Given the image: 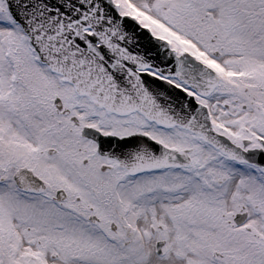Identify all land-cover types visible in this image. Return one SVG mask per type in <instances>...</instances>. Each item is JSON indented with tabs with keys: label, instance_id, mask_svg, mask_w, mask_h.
I'll return each instance as SVG.
<instances>
[{
	"label": "rangeland",
	"instance_id": "rangeland-1",
	"mask_svg": "<svg viewBox=\"0 0 264 264\" xmlns=\"http://www.w3.org/2000/svg\"><path fill=\"white\" fill-rule=\"evenodd\" d=\"M115 1L123 7L124 12L143 21L156 35L172 40L177 50L187 51L198 57L204 56L206 59L212 55L206 48L207 41L204 36L211 43L218 44L213 36L218 31L222 32L223 22L227 20V11L217 0L210 7L208 2L204 3L205 15H201L197 21L183 20L181 9L185 0ZM183 27L188 29L183 30ZM190 28L196 29L193 32L199 33V38L193 35ZM27 42L26 35L9 14L5 1L0 0V163L5 157L12 156L16 157L21 166H28L31 151H46L49 148L62 147L66 143L77 145L76 133L67 132L62 138V143L56 145V133L51 132L46 136L34 133L35 130L25 126L26 123L30 125L36 121L40 125L46 121L52 122V117L37 114L36 108L26 109L22 103L18 105L14 100L23 102L32 98L30 87L37 83H63L46 71L38 59L32 58ZM213 50L219 52L217 49ZM231 51L232 55L226 60L234 64L241 62L247 66L248 72L251 69L250 73L244 76L241 74V77L251 78L253 83L257 84V98L252 101L241 98L234 104L230 93L235 91L231 87L237 84L228 81L226 84H232L226 88L227 94L221 88L220 93L214 94L204 102L212 109L215 124L223 127L225 133L234 137L238 144L244 139H250L253 144L260 145L259 141H264V53H237L233 48ZM14 60L18 66H14ZM211 61L214 59L211 58ZM214 67L217 69L219 66ZM234 70L235 74H239L237 69ZM229 77L225 76L226 79ZM225 105H229V109ZM38 110H41V107ZM194 139L198 146H194L197 150L193 164L184 173H173L172 178L169 176L170 179L163 177L158 181L159 184H154L150 192H147L148 188H135L133 193H125L123 189L129 180L122 179L123 174L117 176L116 180H120V183L117 188L112 189L111 195L118 194L120 198L131 195L134 199H130V203L128 200L127 203L126 200H121L122 207L129 209L125 214L124 225L115 214L116 217L108 222L103 221L101 226L104 232L115 236L117 233H123L125 236L124 231L122 232L125 227L129 232V248L123 252V263H119V257L114 256L96 264H245L241 258L253 254L256 259H264V170L247 165H227L226 159L221 161L218 153L206 144H201L200 139ZM56 158L52 157L50 162ZM183 174L187 175L182 177ZM66 177L65 190L72 195L74 192L81 195L83 189L70 177L68 171ZM129 184L135 185L133 181H129ZM10 187L12 188L11 182L0 184V201L10 203L9 199H3L11 192ZM85 194L92 193L86 190ZM147 195H151L152 199L141 203L133 201ZM9 203L1 205L9 206ZM243 206L249 219L242 228H238L234 218ZM97 209L100 214L106 211L104 204H98ZM17 212L19 213L20 209ZM20 222L21 217L14 216L9 233L17 244L18 264H24V257L27 256L28 262L30 256L38 257L39 252L35 246L29 244L28 236L22 231ZM111 222L117 224L118 231H111ZM97 237L95 241L99 247L106 235L99 233ZM159 240L166 241L167 247L163 248L166 252L164 257L156 254V243ZM249 241L252 243L249 244ZM247 244L249 246H246ZM10 247L8 241L7 248ZM139 249L142 252H138ZM43 254L42 264H85L79 261L64 262L61 259L52 263L50 253ZM207 255L209 260L206 263L204 260ZM0 264L14 262L7 257L0 259ZM29 264L36 263L30 261Z\"/></svg>",
	"mask_w": 264,
	"mask_h": 264
},
{
	"label": "flooded vegetation",
	"instance_id": "flooded-vegetation-1",
	"mask_svg": "<svg viewBox=\"0 0 264 264\" xmlns=\"http://www.w3.org/2000/svg\"><path fill=\"white\" fill-rule=\"evenodd\" d=\"M234 1L238 10L242 13H240L239 18L235 19H231L227 15V20L223 22L222 35L214 38L218 41V44L212 42V45H208L207 49L212 56L205 59L204 62L213 68L216 65L219 66L216 70L220 79L219 88L214 94L220 93L221 88L227 94L226 88L231 87L232 84H226L228 81L237 84L231 87L235 91L230 93L234 98V104H237L241 98L246 101L256 99L258 87L256 83H253V79L243 78L244 74L251 72V69L248 72L247 66L241 62L234 64L226 59L232 55L231 48L238 51L237 53H246L247 51L255 53L259 50L260 45H264V0ZM169 42L171 43V49L177 50L173 45V41L169 39ZM130 48H135V46ZM213 48L219 52H215ZM181 53L183 54V52H178V54ZM196 58L200 60L199 57L196 56ZM211 58L214 61H211ZM126 64L135 67V76L146 73L160 77L154 69L156 68V61L133 58L127 59ZM141 65H146V69L141 68ZM234 69H237L239 74H235ZM46 71L50 70L46 69ZM225 76L230 77L226 79ZM56 77L60 80L63 79L58 75ZM170 81L179 84L175 79H170ZM130 87L140 88L137 85H131ZM31 93L35 97H40V100H31L30 102L33 105L32 107L36 108L35 113H42L45 116L50 115L52 122L46 121L40 125L36 121L30 125L26 123L25 126L35 130L34 133H41L46 136L51 132L56 133L58 136L56 145L62 143V138L67 132L76 133L77 145L66 143L62 147L49 148L46 151L42 149L31 151L32 156L28 166H21L15 161V164L9 165L8 168L1 167L4 173L0 174V182H11L12 188H9L11 192L8 193V196L3 197V199H9L10 203L0 201V259L10 257L14 264H18L17 244L10 236L9 230L13 217L20 216L22 231L28 236L29 244L35 246L39 252L38 257L30 256V261L36 264H42L44 252L50 253L52 263H56L58 259H61L64 262L79 261L85 264H96L98 261L108 260L114 256H118V262L123 263V252L129 248L128 230L124 227L122 232L124 231L125 236L123 233H117L115 236L104 232L101 226L103 221L108 222L109 219L116 216L124 225L125 214L129 209L125 206L122 207L121 200H126L125 203L128 200V203H130V199H134V196L132 198L131 195H124L121 198L118 194L111 195L112 189L117 188L120 183V180H116L117 176L123 174L122 179L135 183L132 186L128 181L125 187L123 186L125 193H133L135 188L139 190L142 188L147 190L148 188L147 192H150L156 184H159L160 179H163V177L170 179L169 176L172 178L173 173L176 174L179 170L177 168H164L133 177L126 169L121 167L117 158H113L109 154H101L98 151L97 142L89 138L88 133L99 132L104 136L133 138L132 147L116 150L106 148L104 151H137V149H140L145 136H148L167 147L187 150L186 155L191 161L190 165L194 162V155L197 150L194 149V138L197 136L184 130L178 132L177 127L163 128L154 122L148 121L138 110H127L126 115H121V113L114 110H112L113 112L108 111L104 107L98 106L96 100L79 96L71 84H36ZM137 94L140 95L139 92L129 95L136 96ZM213 95L207 98L197 96V100L202 102ZM58 99L62 100L63 108H58ZM133 102L127 100L125 103L132 104ZM225 106L229 109V105ZM40 107L41 110H38ZM216 128L217 132L226 135L221 126ZM198 138L209 147L203 138ZM229 138L233 143L239 145L234 137ZM259 147L252 143L246 149ZM217 152L225 157V154ZM52 157L57 158L50 162ZM24 166L31 171L34 178L31 189L26 192L18 188L15 179L18 170ZM189 166L181 169L183 173ZM67 171L70 177H73L75 182L83 189L81 195H77V192L72 195L65 190ZM86 190L92 194H85ZM150 199H152L151 195H147L138 197L133 201L141 203ZM5 203L10 205H1ZM98 204H104L106 211L100 214L97 209ZM18 209H20L19 213L17 212ZM242 209L245 210V207L243 206ZM110 227L111 231L116 232L119 230L114 222L110 223ZM99 233L105 234L106 238L101 241V245L98 247L95 240L98 238ZM8 241L11 246L9 249L7 248ZM164 247H167V245L165 244ZM203 251L206 252L205 249ZM138 252H142V250L139 249ZM156 254L160 257L166 256L165 251L158 253L157 248ZM26 259L27 256L24 257V264H29L30 261L27 262ZM207 260H209L208 255L204 262L207 263ZM247 264H264V260H255Z\"/></svg>",
	"mask_w": 264,
	"mask_h": 264
},
{
	"label": "water",
	"instance_id": "water-1",
	"mask_svg": "<svg viewBox=\"0 0 264 264\" xmlns=\"http://www.w3.org/2000/svg\"><path fill=\"white\" fill-rule=\"evenodd\" d=\"M5 1L15 22L28 35L41 62L61 74L65 81L74 84L80 95L94 97L100 106L121 114L132 108L141 110L150 121L163 126H182L203 135L231 159L264 169V150L244 151L229 139L218 135L213 129L207 106L198 103L194 96L165 80L135 76V67L124 64L126 59L133 58L172 60L171 71L162 65L158 70L166 76H176L202 96L210 95L219 83L213 70L190 55L177 56L163 39H128L131 36L153 35L148 28L141 27L135 17L120 15L118 5L113 0ZM89 29L92 33L86 32ZM127 44L138 48L127 55ZM131 85L140 88H131ZM133 92L142 95L130 96ZM127 100L134 102L123 104ZM91 136L102 149L104 137ZM156 145L145 141L142 146L144 151L122 154L121 164L135 175L163 166L176 164L181 167L188 163L186 158L183 163H173L169 155L168 163L162 164L158 159L164 154L162 151L176 150L166 149L158 143ZM177 153L178 156L182 155ZM15 178L21 189L32 187V174L28 169L21 168ZM246 218L245 213L239 215L237 223L243 224ZM164 244V241L159 242L158 250Z\"/></svg>",
	"mask_w": 264,
	"mask_h": 264
},
{
	"label": "trees",
	"instance_id": "trees-1",
	"mask_svg": "<svg viewBox=\"0 0 264 264\" xmlns=\"http://www.w3.org/2000/svg\"><path fill=\"white\" fill-rule=\"evenodd\" d=\"M204 2H202V0H185V4L182 6V18L185 21H190L192 19H194L195 21H197L201 15H205V9H204V3L206 2V0H203ZM204 9V11H203ZM233 12H235V10H232ZM203 18V17H202ZM201 26H202V22H201ZM179 28V27H178ZM188 28L183 27V30H187ZM191 31L193 32V30L196 29H192L190 28ZM193 35H195L197 38L199 37V33L197 32H193ZM4 164H9V161L4 160L3 161Z\"/></svg>",
	"mask_w": 264,
	"mask_h": 264
}]
</instances>
